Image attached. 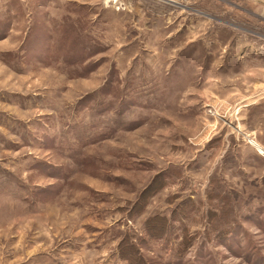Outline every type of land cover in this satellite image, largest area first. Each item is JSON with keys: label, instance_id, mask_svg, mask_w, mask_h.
Here are the masks:
<instances>
[{"label": "rangeland", "instance_id": "1", "mask_svg": "<svg viewBox=\"0 0 264 264\" xmlns=\"http://www.w3.org/2000/svg\"><path fill=\"white\" fill-rule=\"evenodd\" d=\"M230 3L0 0V264H264V25Z\"/></svg>", "mask_w": 264, "mask_h": 264}, {"label": "crops", "instance_id": "2", "mask_svg": "<svg viewBox=\"0 0 264 264\" xmlns=\"http://www.w3.org/2000/svg\"><path fill=\"white\" fill-rule=\"evenodd\" d=\"M225 1L227 2V0H225ZM225 4H227V3H225ZM230 4H233V5H231L232 8H235L237 11H239L243 18L251 20V22L257 26H259L260 23L262 25H264V0H233V3H230ZM235 15H236V17L239 16L238 14H235ZM210 16H212L211 18L218 19L220 22H222L224 24H226L227 20L229 19L226 11L223 12L222 15L221 14L220 15H212L211 14ZM255 46L256 47H253V50L250 51V56H249L250 59L253 58V61H256L261 56H264V42H257V44H255ZM260 48H263V51H261ZM243 54L241 53V55H243ZM257 64L259 65L258 60L256 61V65ZM256 89L258 91V89L260 90L261 88H259V86H257ZM259 121L261 123H263V125H264V115L260 116ZM262 129H264V128H262ZM255 143H256V146L255 145H253V146L256 147V150H259V148H262L264 150V143L263 142H260L257 139L255 141Z\"/></svg>", "mask_w": 264, "mask_h": 264}, {"label": "bare ground", "instance_id": "3", "mask_svg": "<svg viewBox=\"0 0 264 264\" xmlns=\"http://www.w3.org/2000/svg\"><path fill=\"white\" fill-rule=\"evenodd\" d=\"M250 142H251L252 145H255V146H256V143H255L254 140H251ZM257 148H258V147H257ZM258 151H259L261 154H264V150H263L262 148H259Z\"/></svg>", "mask_w": 264, "mask_h": 264}]
</instances>
